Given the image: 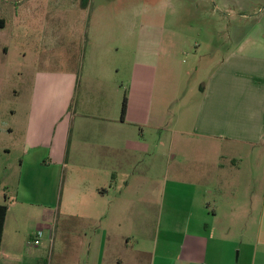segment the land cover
Wrapping results in <instances>:
<instances>
[{"label": "rangeland", "instance_id": "1", "mask_svg": "<svg viewBox=\"0 0 264 264\" xmlns=\"http://www.w3.org/2000/svg\"><path fill=\"white\" fill-rule=\"evenodd\" d=\"M10 4H1L8 7L6 12L12 6L18 8L15 24L0 29L4 120L14 118L9 112L13 101L26 106L30 100L38 109L37 139L43 134L61 137L64 124L73 116L67 109H79L74 116L81 118V124L94 123L92 109L102 105L92 92L94 78L105 74L113 91L107 105L111 111L122 108L124 95L134 113L137 107L149 110L147 119L127 123L122 143L118 140L116 155L125 163L127 178L120 172L116 199L131 204L134 218L137 206L146 205L143 212L151 235L160 220L164 235L162 187L173 177V165L188 156L187 142L200 138L193 133V110L205 85L230 54L235 30L249 28V17L263 15L264 0H14ZM80 63L84 64V77L79 93H75L77 86L74 80L70 83L68 74ZM138 76L149 81L147 102L144 97L139 99L135 89ZM15 89L19 91L16 97ZM84 138L93 137L89 134ZM11 150L3 155L7 168L0 163V200L17 211L14 220L28 232L26 238L37 229L49 231L52 221L60 224L75 218L61 205L62 190L67 195V189L90 184L89 180L67 174L46 180L25 177L20 167L24 152L15 146ZM204 154L210 160L226 154L228 160L221 159L226 163L237 156L241 162V171L229 165L225 169L212 165L211 181L218 178L229 188H238L245 202L254 187L259 189V197L263 195L264 149L224 143L207 148ZM125 181H131L128 189ZM50 187L53 194L45 199L44 190ZM72 197L74 205L77 195ZM113 197L109 195L101 203L106 206ZM248 227L246 230L252 229ZM61 243L58 236L52 247L45 246L49 264L63 261Z\"/></svg>", "mask_w": 264, "mask_h": 264}, {"label": "crops", "instance_id": "2", "mask_svg": "<svg viewBox=\"0 0 264 264\" xmlns=\"http://www.w3.org/2000/svg\"><path fill=\"white\" fill-rule=\"evenodd\" d=\"M11 2L14 0L0 3V18L6 20L0 29L15 24L18 8L12 6L6 12L8 7L1 5ZM249 18L252 25L235 30L230 54L205 85L193 110V133L200 138L187 142L188 156L173 165L174 175L162 187L164 235L160 233L161 220L151 235L147 214L143 212L146 205L137 206L138 216L134 218L131 204L127 200L118 203L115 196L120 172L124 177L127 174L125 163L118 161L116 155L118 140L122 143L127 123L147 119L146 107H137L134 113L128 101L124 116L122 108L111 111L107 106L113 93L111 82L105 74L103 78L98 74L92 92L99 96L102 105L92 109L95 122L81 124V118L74 116L79 109H67V114L73 116L64 124L62 136L43 134L37 139L35 104L29 100L21 106L13 101L9 112L14 118L5 121L0 102V163L4 167L3 155L15 146L24 152L20 167L25 177L46 180L67 174L87 178L90 183L67 189V195L62 190L61 205L75 218L61 220L60 224L50 222V230H42L39 244L32 239L38 229L30 232L27 239L28 232L19 220H14L17 211L9 205L0 264H49L45 246L52 247L58 236L62 242L61 264H264V192L259 197V189L253 186L245 202L240 199L238 188L231 189L218 178L211 181L212 165L220 169L229 165L241 171V162L237 156L226 163L221 161L228 160L226 154L214 160L204 154L207 148L224 143L264 149V13ZM4 50L9 49L5 46ZM84 69L80 63L68 74L70 83L74 80L77 86L75 93L82 87ZM136 80L139 99L144 97L147 102L149 81L139 76ZM18 94L15 89V97ZM134 114L138 119H134ZM89 134L93 138L85 139ZM125 183L128 189L131 181ZM32 191L34 195L37 192ZM52 194L51 187L44 190L45 199ZM74 194L77 203L72 205ZM109 195L114 197L105 206L101 202ZM103 211L107 213L101 214ZM247 225L252 229L246 230Z\"/></svg>", "mask_w": 264, "mask_h": 264}, {"label": "trees", "instance_id": "3", "mask_svg": "<svg viewBox=\"0 0 264 264\" xmlns=\"http://www.w3.org/2000/svg\"><path fill=\"white\" fill-rule=\"evenodd\" d=\"M6 24V20L4 18H0V27H4ZM128 107V97L124 95L123 103H122V115L124 116ZM9 205L5 203H0V253H1V246L2 240L4 235V227L6 222V217L8 214ZM46 264V262L44 263Z\"/></svg>", "mask_w": 264, "mask_h": 264}, {"label": "built area", "instance_id": "4", "mask_svg": "<svg viewBox=\"0 0 264 264\" xmlns=\"http://www.w3.org/2000/svg\"><path fill=\"white\" fill-rule=\"evenodd\" d=\"M42 236H43V231L37 230L36 233H35V236L33 238L34 243L35 244H39L40 243V239H41Z\"/></svg>", "mask_w": 264, "mask_h": 264}]
</instances>
